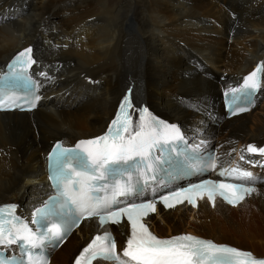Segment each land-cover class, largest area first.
Masks as SVG:
<instances>
[{
  "label": "bare ground",
  "instance_id": "obj_1",
  "mask_svg": "<svg viewBox=\"0 0 264 264\" xmlns=\"http://www.w3.org/2000/svg\"><path fill=\"white\" fill-rule=\"evenodd\" d=\"M27 47L43 100L32 114H0V203L25 213L41 203L52 145L103 134L129 88L134 105L176 121L192 141L207 143L212 130L226 160L242 143L264 142V87L255 110L235 121L220 106L225 87L264 61V0H0V74ZM147 225L158 236L186 232L264 257V183L237 209L204 201ZM96 232L84 223L53 252L54 264H68Z\"/></svg>",
  "mask_w": 264,
  "mask_h": 264
},
{
  "label": "snow or ice",
  "instance_id": "obj_2",
  "mask_svg": "<svg viewBox=\"0 0 264 264\" xmlns=\"http://www.w3.org/2000/svg\"><path fill=\"white\" fill-rule=\"evenodd\" d=\"M35 63L33 49L27 47L8 65L9 74L0 80V111L37 106L41 100L35 91L38 85L27 75V69ZM262 87L264 61L245 75L239 86L224 92L229 112L236 115L248 111ZM177 140H184L180 128L159 119L147 106L134 105L129 88L103 134L81 139L73 148L57 142L49 152V180L57 194L32 214L35 230L16 214V204L0 206V249L16 246L19 250L18 256L0 251V264H49L43 250L58 246L81 220L89 218H96L103 231L83 248L75 264H264V258L251 251L192 234L159 237L145 222L157 211L156 198L140 202L119 199L142 191L138 188L141 182L156 180L159 172L171 175L165 169V165L171 167L170 156L155 155L153 150L163 152V144ZM246 152L264 156V147L248 144ZM191 159L185 156L186 163ZM239 159L244 161L245 156L241 154ZM216 169L215 155L200 159V170ZM217 175L224 179H204L160 195L158 200L166 209L185 201L195 206L205 197L213 206L217 197L236 206L257 191L253 173L239 165L221 167ZM125 218L130 234L118 252L115 237L105 225H120Z\"/></svg>",
  "mask_w": 264,
  "mask_h": 264
},
{
  "label": "rangeland",
  "instance_id": "obj_3",
  "mask_svg": "<svg viewBox=\"0 0 264 264\" xmlns=\"http://www.w3.org/2000/svg\"><path fill=\"white\" fill-rule=\"evenodd\" d=\"M239 18H240V17H239ZM238 21H239V19H238L237 21H235V22H238ZM35 70H36V68H35ZM262 96H263V99H264V95H262ZM261 101H262V99H261ZM261 101H260V102H261ZM261 105H262V104H261ZM261 105H260V106H261ZM258 106H259V105H258ZM258 108H260V107H258ZM258 108H257V109H258ZM213 109H217V108H213ZM258 111H259V110H256V112H258ZM161 118H162V117H161ZM215 124H216V123H215ZM215 124H214L213 126H215ZM216 127H217V126H216ZM202 136H203V137H210V140H209V148H210V147H213V143H212V141H211V139L213 138L212 130H209L206 134H203ZM206 140H207V139H206ZM75 143H76V142H75ZM75 143H74V144H75ZM207 223H211L210 220H207Z\"/></svg>",
  "mask_w": 264,
  "mask_h": 264
}]
</instances>
